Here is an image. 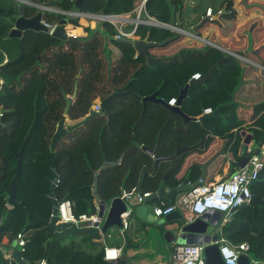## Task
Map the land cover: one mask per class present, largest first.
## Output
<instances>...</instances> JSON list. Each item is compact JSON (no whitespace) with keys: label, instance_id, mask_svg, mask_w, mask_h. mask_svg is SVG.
Returning a JSON list of instances; mask_svg holds the SVG:
<instances>
[{"label":"trees","instance_id":"obj_1","mask_svg":"<svg viewBox=\"0 0 264 264\" xmlns=\"http://www.w3.org/2000/svg\"><path fill=\"white\" fill-rule=\"evenodd\" d=\"M27 1L61 10L62 13L44 12V22L59 25L68 19L69 24L78 28L81 27L80 20L63 13L125 15L134 12L138 0H86L80 9H75L73 0ZM240 4L249 12L256 6L253 0H240ZM227 6L228 14L224 18L231 20L234 15L229 12L234 0H148L146 13L162 24L185 30L199 25L208 9H213L214 15H218ZM20 7L25 19H32L40 13L37 8L21 6L15 0H0L3 11L0 15V39L18 42L15 55L8 54L6 64H3L0 50V64H3L0 81L4 82L0 92V113H3L0 123V241L5 236L16 241L19 234L25 235L27 245L23 257L30 264H40L45 259L53 264H136L137 261L130 263L126 257V252L133 245L126 247L119 261L106 262L103 247L95 242L100 238L95 228L73 226L61 233L50 229L53 211L51 187L56 181L53 160L59 177L53 190L54 198L72 201L76 216H92L97 212L92 187L97 172L103 167L104 158L113 164L124 155L121 165L104 168L98 175V194L105 202L117 199L121 189L131 191L138 187L143 176V191L157 192L164 174L170 169L168 184L179 187L182 182L177 176L188 153L186 147L191 143L185 142L187 134L183 133L184 142L179 141L170 149L168 129L175 124L169 117L173 116L178 121L184 117L169 108V101L173 98L178 100L189 86L182 113L194 121L203 117L206 130L226 137L232 143V154L238 158L239 134L245 121L239 117L240 104L236 96L246 79L264 89V76L235 56L210 45L202 48L186 45L169 50L167 48L174 42L181 40L180 35L168 29L144 25L136 32V37L141 40L148 35L150 42L162 43L172 39L166 46L150 49L149 61L138 55L133 46L116 40L117 31L109 23H101L95 30L85 28L86 38L67 42L48 33L34 31L25 32L19 39L10 38L20 16ZM179 13L181 23L178 25ZM223 24L227 33V24ZM238 34L244 39L240 32ZM241 45L242 42H238V46ZM109 48L117 51L118 55L111 54ZM160 48L169 50V54H157L155 50ZM234 53L244 57L249 55L242 51ZM222 60L224 62L219 64ZM260 62L264 65V61ZM80 65L83 73L67 127L84 120L96 100L103 101L115 92L131 91L141 99L121 96L109 100L104 113L93 117L84 127L65 134L56 152L52 153L51 141L66 109L64 93L73 95ZM213 70L212 76L192 84L193 75L200 73L203 78ZM154 95L166 105L159 101H143ZM207 109H212L213 113L219 111V115H204ZM254 114L256 120L251 129L257 144H260L264 140V100L254 106ZM206 132L203 131L202 135ZM173 135L180 138L182 131ZM134 142L136 145L131 147ZM23 147L21 179L16 192L18 205L9 208L7 190L16 175L18 154ZM182 147L185 151L177 155L176 151L179 148L183 150ZM154 148L158 159H166L163 170L162 166L154 168L155 159L148 153ZM170 157L175 158L176 165H171ZM251 191L253 197L264 202V178L253 185ZM131 217L135 218L136 214L132 213ZM156 228V233L164 234L166 231L164 227ZM220 229L224 239L234 246L247 243L250 258L264 262V206L248 205L238 209ZM147 239L150 241V235ZM66 240L69 243L66 244ZM147 243L145 240L144 249ZM154 243L156 247L164 244L171 252L174 250L165 239L157 238ZM136 247L142 248L143 242ZM143 256L145 259L139 260L138 264H157L150 262L149 253ZM0 261L12 264L1 251Z\"/></svg>","mask_w":264,"mask_h":264},{"label":"crops","instance_id":"obj_2","mask_svg":"<svg viewBox=\"0 0 264 264\" xmlns=\"http://www.w3.org/2000/svg\"><path fill=\"white\" fill-rule=\"evenodd\" d=\"M15 1L20 3L21 6L26 5L29 7L37 8L38 10H40V13H42V14L44 12L62 13L59 8H55L53 6H50V7L42 6V5H38L36 3H33L32 1H27V0H15ZM137 3H139V2H137ZM235 3H237V4H235ZM238 5L240 6V0H234V6H233L232 10L229 12L232 15H234V18L231 19L230 21H232V23L235 25V29L231 28L232 29L231 30L226 25V27H227V33L226 34L232 33L230 35L232 37V39L230 40L231 42L229 41L230 45L228 44V40H229L230 36H228L227 38H224L223 40H220L219 42L221 44L219 42L213 43L212 39H210L208 41V38L207 39L205 38V36L207 34H209L210 29L213 26H210L209 31L206 30V33L198 34V36L202 38V41L207 42L208 45H210V46L216 47V48H218V49H220V50H222L228 54L235 56L236 58H238L237 56H241L243 59H245V60H242L243 63L250 65L254 69L258 70V72L261 73L262 76H264V71L260 70V67H264V65L260 62L261 60L264 61V19H263L264 18L263 17L264 9L254 8V9L250 10V12H249V11H246V9L244 7L242 8V6L239 7ZM236 7H238V9H236ZM2 12L3 11L0 9V15L2 14ZM256 12H258V14H260V15H258V14L256 15V16H259V19L255 20L254 23H251V25L249 26V31H248L245 28V26L248 22L249 23L251 22V20H252L251 16L253 13H256ZM245 13L247 16L245 15ZM239 14L242 15L243 17H240ZM249 14H250V16H249ZM133 16H135V17H133ZM132 17L136 18V15H132ZM245 17H248V20L245 21ZM204 18H206V16ZM253 18H257V17H253ZM88 20H89V22H88ZM222 20H224V17H222ZM42 21H44L43 18L41 20V23H42ZM223 23H224L223 21H222V23H215L216 27H214V32L216 33V35L218 37H219V34H218L219 30L218 29L220 27L221 28L224 27ZM80 24H81V27H78V28L74 27L71 24H69L70 28H67L69 33H72L76 37L75 39L86 38L88 33H86L84 29L85 28H91L92 30H95V29H97V27L101 23L94 20V19H80ZM171 27H174V26H171ZM128 29H131V28L128 27ZM239 32H240V34L243 35L244 39H241L239 37V34H238ZM23 36H24V34H23ZM15 38L19 39L21 37H15ZM136 39H140V38L136 37L135 40ZM251 40H253V42H251ZM238 42H242L241 47L238 46ZM222 43H227V44H222ZM17 44H18L17 41H10L9 42V41H2L0 39V50L3 53V64H6L8 62L9 55L10 56L15 55V50H16ZM4 47L7 49V51L4 49ZM155 51L157 54H161L158 50H155ZM234 51L235 52L236 51H242L245 54H249L251 56L247 55V57H244V56L239 55V54L237 55L236 53H234ZM3 64H0V67L3 66ZM247 80L248 79H246V81H244V84L242 85V87L240 88V90L236 96L237 97L236 100H237L238 104H240L239 117H240V119L245 121L241 130H240V134H239V136L241 138V143H240V146L238 148V158H235L234 155L232 154V151H231L232 150V143L230 144L229 140L226 137L216 136L213 134V132L211 130H209V129L206 130L205 121H204L203 117H198L196 119V121H194L193 118H190V120H186L185 117L183 118L182 121H178L173 116L169 117L170 119L174 120L173 124H175V125H171L170 128L168 129V131L170 132V142H171L170 149L175 147V145H177V143L179 141L184 142L183 133L187 134L186 135L187 141H185V142L191 143V144H188V146L186 147V149H187L186 151H188V153H187L186 157H184V159H183V164H182L181 170L179 172V175L177 176V179L182 182L181 184H183L185 180H188V183L190 185H194V184L200 182L202 180V175L204 173V169H203L204 165H206V178L203 180L205 184L218 183L222 180L228 179L232 174L239 171L241 169V162L245 158V156L242 155V146H243V143H244L246 136L252 137V142L248 146V153L250 154V156L252 155L251 153L254 154V152L258 149L260 144H257V142L255 140L254 132L251 129L252 128L251 125L256 120V118H255L256 115L254 114V106L256 104H258L259 102L264 100V89L258 88L255 84L249 83ZM2 83H3V81H0V92H1V87L3 85ZM97 101L100 102L99 99L96 100L95 104L93 106H95L98 103ZM92 111H93V107H92ZM181 111H182V105H181ZM201 118L203 119V121ZM200 119H201V121H200ZM67 124H68V121H67ZM177 131H179V132L182 131V135L180 136V138L178 136L175 137L173 135V134L177 133ZM203 131H207L206 134L202 135ZM237 131L238 130H235L234 133H237ZM174 137H175V139H174ZM134 143H132V145ZM135 145H136V143H135ZM182 148H183V150L179 148L176 151L177 155H181V153L183 151H185V147H182ZM154 150H156V148H154ZM151 157L154 158L152 155H151ZM174 160H175V158L172 159L171 157L169 159L172 166L177 164L176 162H174ZM119 161H120V159L118 161L114 162L113 164L116 165L117 162H119ZM122 161L123 160H121V162ZM165 161H166V159H159L158 161H156V159H155L154 168L155 167L159 168L160 166H162V170H163L165 168V165H164ZM170 173H171V169L168 170L164 174V176L161 180L162 181L161 184H163L165 182L164 184H165V188L167 189V192H170L171 190L177 188V187H172L168 184V178L170 176ZM165 178H166V181H164ZM144 182H145V176H144ZM161 184H160V186H161ZM138 187H136L134 189L138 190ZM143 187H144V183H143ZM122 190H125V189H121V191ZM142 193H149V192L142 191ZM180 196L181 195H179L177 197V199ZM177 199L175 200V202L178 201ZM161 202L168 203L166 201H158V203H161ZM94 203H95V205L97 204L96 199H95ZM9 208H11V207H9ZM130 208L133 210V213L136 214V217L135 218L132 217V219H131L132 222H131L130 230L128 232H126L123 236L120 234V231H116V232L111 233L112 237L110 239L106 240V242L109 245L115 246V247H123V255L125 253L126 247L133 245L132 248L126 252V257L130 263L137 261L136 264L140 263L139 260L145 259V257L143 256L144 254H146L150 251H153V253H154V251H155L153 248V247H155L154 241L157 238L165 239L166 241H168L170 243L172 250L174 249L176 243H175V241H173L171 236L166 237L165 233L160 234L159 232L158 233H151L152 229L157 230V228L155 226L150 225L146 221L147 218L142 219V218L138 217L136 210H135L136 209L135 207H130ZM151 208H152V205H151ZM150 213L154 214L152 209H151V212H149V214ZM233 214L227 219L226 222L223 220V218H221V220L218 222V226L216 227L217 233H221L220 226L222 227L223 224L230 221L233 218ZM154 216H155V214H154ZM114 227H117V226H114ZM167 229L169 230L170 228H167ZM149 235H150V241L147 239V237ZM145 240L148 243L146 245L147 248L144 249V241ZM16 241H11V239L8 236L3 237L2 241H0V251L7 260H8V257H10V256L13 258V261L11 262L12 264H22L21 262H19L14 257V251L16 250V248L13 247V243ZM95 242L98 243L101 247H103V244L101 241H99V239L96 240ZM141 242H143V247L137 248L136 245H139ZM65 243L67 244V243H69V241L66 240ZM19 248L20 247H17V249L20 251ZM20 253H21V251H20ZM21 255H22L23 264H30L23 257V253H21ZM167 260H168L167 263H159V264H171L172 263V257L168 258ZM46 261L48 263V260H46ZM0 264H2L1 261H0Z\"/></svg>","mask_w":264,"mask_h":264},{"label":"water","instance_id":"obj_3","mask_svg":"<svg viewBox=\"0 0 264 264\" xmlns=\"http://www.w3.org/2000/svg\"><path fill=\"white\" fill-rule=\"evenodd\" d=\"M86 0H74V6L75 9H80L83 5V3ZM228 6L223 9V11L215 15L213 18H204L203 21L192 28L193 34H199L200 30L207 25L209 22H215V23H222V17H224L226 14H228ZM67 15L66 13H63ZM20 17L16 21L15 28L11 31L10 33V38H15V37H22L23 34L27 31H34V32H45L49 33V30L44 27V25L41 23V20L43 18L42 13H38V15L32 19H25L23 17V10L22 7H20ZM68 16V15H67ZM181 23V17L180 13L178 14V25ZM69 25L68 19H64L59 23L58 28L56 29L55 33L52 35L54 38L60 39L64 42L70 41L75 39L74 37H69L67 32H66V27ZM164 28V27H162ZM169 29L173 32L179 31L178 28L176 27H170L166 28ZM183 31V30H182ZM175 32V33H176ZM185 32V31H184ZM172 39H168L167 41H164L162 43H156V42H150V36L148 35L146 39L141 40V39H121L119 40L120 43L123 44H128L133 46L136 50L138 55H143L147 58V60H150V55H149V50L158 46H166L168 43H170ZM224 60L219 62V64H222ZM215 70V69H214ZM214 70L211 71V73L208 76L203 77L200 81H192V84L194 83H200L203 82L206 78L210 77L213 75ZM83 73V68L80 65L79 72L77 75V78L75 80V85H74V93L73 95L67 96L64 93V98L66 100V109L64 111V115L61 119V121L58 123L57 130L52 138L51 141V152L55 153L57 146L60 142V140L64 137L65 134L68 132H73L76 131L82 127H84L93 117L99 116L102 113L105 112V109L107 107V103L109 100L114 99V98H119L121 96H134L139 99H141L137 94L127 91V92H115L113 93L110 97L107 99L100 101L101 102V112H95L91 111L90 114L82 121L67 127V121H68V116L70 109L77 99L78 95V90H79V81ZM4 84V82L2 83ZM2 88V87H1ZM189 86H187L181 93L180 97L178 98V104L176 107H170L173 111L181 114L183 117H185L186 120H190L189 117L184 115L181 111V105L183 100L186 98L187 93H188ZM144 102L148 101H159L157 99V95H154L149 98H144ZM164 105H166L165 102ZM219 111H216L215 113L212 114V117L218 116ZM201 121V119H200ZM203 121V119H202ZM0 123H2V120L0 119ZM252 142V137L251 136H246L243 146H242V155L245 156L243 161L241 162V169L244 168L250 161V154L248 153V146ZM264 140L260 143L258 149L254 152V154H257L259 152V149L263 146ZM135 143L132 145L134 146ZM131 146V147H132ZM130 147V148H131ZM24 152V147L18 154V166L16 170V175L12 181V184L10 188L7 190V194L9 196V201H8V206L13 208L14 206L18 205V202L16 200V192L19 188V182L21 179V167H22V156ZM127 151H125L126 153ZM103 153V151H102ZM124 153V154H125ZM150 155H152L156 161L159 159L155 156V150L148 151ZM123 156L120 158V161L123 160ZM114 166V164H109L104 158V164L103 167L97 172V177L95 179V183L92 187L93 190V196L97 200V205L99 206V217L103 220H105V225L109 227H114L118 226L119 223L121 222L120 216L127 212L129 210V207H135L137 216L146 219V221L155 227H164L165 228V235L171 236L173 241H175L176 245H205V258H206V264H224L223 258L221 256V253L219 251V246L217 242L220 240L222 234L216 232V227L218 226V222L222 218V213L220 212H215L213 214L212 219H210L211 214H206L194 221H187L183 215L181 214L180 211H176L168 216H166L163 219H158L154 214H149L151 212V205L158 201H166L168 203H174L177 197L181 194H184L186 192L191 191L192 189L197 188L200 186L202 183L198 182L194 185H190L188 183V180H185L182 185L177 187L176 189L171 190L170 192H167V189L165 188V182L161 184L160 188L158 189L157 192L153 193V195L150 198L145 199L143 204H139L138 200L136 197L128 200L127 202L122 201L121 199H116L112 201L110 204L108 202H105L102 200L98 194V175L101 173V170L104 168H108ZM204 173L202 175V182L206 178V165L203 166ZM52 170L54 171L55 174V183L51 187V198L53 200V212L56 216H58V206L59 203L58 201L54 198L53 195V190L56 186V183L59 179L56 169H55V159L53 160L52 164ZM264 178V169L260 173L259 179L257 181H254V185L257 184L259 181H261ZM166 181V178L164 179ZM143 183H144V176L141 180V183L138 187V193H142L143 191ZM251 207L255 206H264V202L262 201L261 198L259 197H253L252 200L250 201L249 204ZM153 210V209H152ZM154 213V212H153ZM149 214V215H148ZM155 218V219H154ZM58 219L55 218L50 222V229L53 232H63L67 229L72 228L71 224H60L56 225ZM167 228H170L169 230ZM13 247L16 248L14 251V257L23 264L22 262V255L20 251L17 249L18 247V241L13 243ZM48 264H53L51 260H48ZM239 264H251L250 257L248 256H241L239 259Z\"/></svg>","mask_w":264,"mask_h":264},{"label":"built area","instance_id":"obj_4","mask_svg":"<svg viewBox=\"0 0 264 264\" xmlns=\"http://www.w3.org/2000/svg\"><path fill=\"white\" fill-rule=\"evenodd\" d=\"M74 1V0H73ZM148 0H139L136 4L134 12L125 15H90L79 12L66 13L72 19H94L100 23H109L117 31L115 36L116 40L121 39H133L136 38L137 29L140 26H150L157 28H170L171 26L158 22L155 18H152L146 13V3ZM220 14V13H219ZM132 15H136L133 18ZM213 9H208L206 17L213 18ZM44 27L49 30V35L52 36L59 25H53L42 21ZM128 25H133V28L128 29ZM169 30V29H168ZM66 32L69 37L76 38L66 28ZM178 32L186 33L179 29ZM190 35V34H189ZM192 37L202 41L197 35L193 34ZM205 42V41H203ZM208 44L207 42H205ZM239 60H245L241 56H237ZM260 70L264 71V67H260ZM202 79L200 73L193 75L191 81H199ZM178 100L173 98L169 101L168 105L176 107ZM93 111L101 112V103L98 102L93 106ZM213 114L212 109L204 111V115ZM3 117V113H0V119ZM249 163L236 173L232 174L228 179L222 180L214 184H202L189 192L181 194L177 199L178 201L167 205L165 202L154 203L152 205L153 212L158 219H163L166 216L180 211L183 217L187 221H194L206 214H211L212 219L215 212L222 213V218L226 222L227 219L238 209L248 206L252 200L251 188L254 185V181L259 179L260 173L264 169V144L259 149L257 154L251 153ZM116 165H121V161L117 162ZM153 195L149 193H138L137 189L131 191L122 190L119 199L124 202L136 197L139 204H143L145 199L150 198ZM58 216L52 214L50 216V222L57 218L56 225L60 224H71L72 227L77 228L85 226L87 228H95L99 231V241L103 244L104 260L108 263H114L120 260L123 247H115L109 245L106 240L112 237L111 234H103L101 230V223L103 219L99 217V206L96 204L97 212L92 216L80 215L76 216L74 213V203L70 200L58 201ZM133 210L129 207V210L120 216L123 223V227L120 234L123 236L131 228ZM18 247H20L21 253L26 251L27 240L25 235L19 234L17 237ZM219 251L223 258L224 264H239L241 256H249L250 246L247 243L234 246L222 236L217 242ZM205 245H175L172 263L171 264H206L205 258ZM251 264H264V262H257L250 258ZM8 261L11 263L13 258L8 257ZM40 264H48L46 260L41 261Z\"/></svg>","mask_w":264,"mask_h":264},{"label":"rangeland","instance_id":"obj_5","mask_svg":"<svg viewBox=\"0 0 264 264\" xmlns=\"http://www.w3.org/2000/svg\"><path fill=\"white\" fill-rule=\"evenodd\" d=\"M137 2H139V0L137 1ZM238 3V2H237ZM237 3H235V4H237ZM253 3L256 5V6H254V8H260V9H264V0H253ZM239 6V5H238ZM242 5L240 4V6L239 7H241ZM242 8H243V6H242ZM236 9H238V7H236ZM258 14V12H256V13H253L252 14V20H251V22L249 23H247L246 24V26H245V28L249 31V27L247 26V25H251V23H254V21L255 20H257V19H259V16H256ZM240 15V14H239ZM245 15H246V13H245ZM258 15H260V14H258ZM247 16V15H246ZM249 16H250V14H249ZM133 17H135V16H133ZM238 17V16H237ZM240 17H243L242 15H240ZM253 17H257V18H253ZM263 17H264V15H263ZM66 18H68V17H66ZM264 19V18H263ZM246 20H248V17H245V21ZM223 22H225L226 24H227V26L231 29V28H233V23H232V21H230V20H228V19H226V18H224V20H222ZM238 21V20H237ZM244 21V22H245ZM88 22H89V20H88ZM208 27L206 28V29H204V30H201L200 32H199V34H203V33H206V30H208L209 31V28H210V26H213L211 29H210V32H209V34H207L206 36H205V38L207 39L208 38V41L210 40V39H212V42L213 43H217V42H219L220 40H223L224 38H227L228 36H230L231 34H226V30H225V28L223 27V28H219L218 30H219V32H218V34H219V37L216 35V33L214 32V27H216V24L215 23H208ZM130 28H133V25H128ZM66 28H70L69 27V25L66 27ZM183 31H185V32H187V33H189V34H186V33H182V32H176L178 35H180V37H181V40L179 41H176V42H174L169 48H167V49H169V50H177V49H179L180 47H183V46H186V45H189V46H191V47H193V48H202L203 47V45H208V44H206L205 42H203V41H201V40H199V39H197V38H194V37H192V35H193V31H192V29H185V30H183ZM198 35V34H197ZM201 38V37H200ZM202 39V38H201ZM232 39V37L230 36L229 37V40H228V44L230 45V40ZM230 41V42H229ZM251 42H253V40H251ZM220 43V42H219ZM221 44V43H220ZM222 44H227V43H222ZM110 49V53L111 54H114V56H116V55H118V52L117 51H115L114 49H111V48H109ZM167 49H163V48H160V49H158V51L161 53V54H165V55H167V54H169L168 53V51L169 50H167ZM108 54H109V51H108ZM116 54V55H115ZM257 72H258V70H257ZM259 73V72H258ZM260 75H261V73H260ZM98 102V101H97ZM68 123H70L69 121H68ZM119 199V198H118ZM114 200H116V199H114ZM114 200H112V201H114ZM111 201V202H112ZM122 227H123V223H122V221L119 223V225L117 226V227H109V226H106L105 225V220H103L102 221V223H101V230H102V232H103V234H111V233H113V232H116V231H121V229H122ZM157 232V230H155V229H152L151 230V233H156ZM171 247V246H170ZM154 248V253H153V251H150V252H148L149 254H150V256H149V259H150V262H152V263H157V264H159V263H167L168 262V258H170V257H172L173 256V251L171 252V249L167 246V245H162V246H160V247H153Z\"/></svg>","mask_w":264,"mask_h":264},{"label":"clouds","instance_id":"obj_6","mask_svg":"<svg viewBox=\"0 0 264 264\" xmlns=\"http://www.w3.org/2000/svg\"><path fill=\"white\" fill-rule=\"evenodd\" d=\"M230 264H231V262H230Z\"/></svg>","mask_w":264,"mask_h":264}]
</instances>
